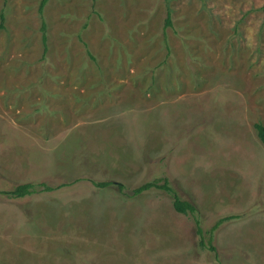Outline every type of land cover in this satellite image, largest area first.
<instances>
[{"label": "rangeland", "instance_id": "rangeland-1", "mask_svg": "<svg viewBox=\"0 0 264 264\" xmlns=\"http://www.w3.org/2000/svg\"><path fill=\"white\" fill-rule=\"evenodd\" d=\"M41 2L0 0V191L38 188L0 194V264H217L169 195L129 197L165 177L204 230L241 215L221 264H264V0H48L46 56Z\"/></svg>", "mask_w": 264, "mask_h": 264}, {"label": "trees", "instance_id": "trees-1", "mask_svg": "<svg viewBox=\"0 0 264 264\" xmlns=\"http://www.w3.org/2000/svg\"><path fill=\"white\" fill-rule=\"evenodd\" d=\"M47 2L48 0H42L40 4V9H39L40 17L41 19H43L41 31H42L43 55L44 56H46L48 52V34H47V23L45 19L43 18L42 13L44 11V8ZM166 13H167V17L165 19V24L163 27V32H164L163 34H164V42L166 43V49L168 51L167 53V58H168L171 54V50L168 45L167 30L173 27V20H172L171 13L169 11H167ZM0 20H1L0 30H2L4 29V21H5L4 13L0 15ZM85 47H87L86 44H85ZM87 54L91 60L95 61V58L93 57V55L91 54L89 50L87 51ZM255 128L257 130L259 139L264 144V125L259 123L255 125ZM93 183L99 188H107L113 184H116L121 192H124L125 189H127V187L123 185L122 183L117 184V183H114L113 181H104V182L93 181ZM44 190L53 191V189L49 186H45ZM153 190H159L169 195L172 198L173 207L178 213L189 215L193 218L194 223H195V228L197 230L198 235L200 236V242H199L200 246L205 250L213 252L215 254V262H217V264H221V259L218 253V249L214 245L216 232L225 223H228L233 220H237L241 217V215H229V216L222 217L219 220H217L210 229L204 230L202 228L201 221L197 216V213H198L197 206L193 202L184 199L178 193V191L171 185L169 179L166 177L153 179L151 181L143 183L142 185L136 188H133V190H129L130 191L129 197L135 198L137 196H141V195L148 193V191L150 192ZM37 192H38V188L35 184L27 183V184L17 185L16 187L8 191H0V194L8 196L10 198L19 199V198H25V197L31 196Z\"/></svg>", "mask_w": 264, "mask_h": 264}]
</instances>
